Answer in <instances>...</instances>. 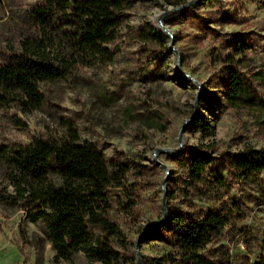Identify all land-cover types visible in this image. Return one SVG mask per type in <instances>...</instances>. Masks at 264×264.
Listing matches in <instances>:
<instances>
[{"label":"rangeland","instance_id":"374dc122","mask_svg":"<svg viewBox=\"0 0 264 264\" xmlns=\"http://www.w3.org/2000/svg\"><path fill=\"white\" fill-rule=\"evenodd\" d=\"M181 1L131 0L122 10L118 38L105 45L109 61L76 63L66 78L43 83L45 101L35 110L18 103L0 107V147L77 135L108 157L129 161L128 185L138 182L143 188L134 194L128 186L114 188L108 196L110 220L120 231L109 236L120 254L118 264H139V257L140 264H148L146 256L174 252L150 229L163 216L164 196L167 210L190 209L183 182L187 172L175 157L178 152L157 149L179 147L180 131L196 107V114L209 120L213 136L190 121L181 150L213 139L215 154L264 150V106L231 104L225 74L226 67L237 66L254 77L264 98V0ZM45 3L0 0V63L33 32L28 16ZM159 32L164 36L159 38ZM223 167L225 188L209 183L192 194L198 209L239 206L207 251H227L233 264H253L264 235V174L243 179L230 164ZM0 182L8 183L1 169ZM42 237L43 255L37 246ZM86 262L81 251L56 259L52 242L39 225L26 220L23 207H0V264Z\"/></svg>","mask_w":264,"mask_h":264},{"label":"trees","instance_id":"16d2710c","mask_svg":"<svg viewBox=\"0 0 264 264\" xmlns=\"http://www.w3.org/2000/svg\"><path fill=\"white\" fill-rule=\"evenodd\" d=\"M130 3L131 0H46L35 7L28 16L33 32L20 40L18 51L0 63V107L18 103L35 110L45 101L43 83L66 78L76 63L90 66L109 61L105 45L118 38L122 10ZM225 74L231 104L264 106L254 77L231 65ZM191 125L205 136H213L211 124L202 114L197 113ZM215 152L213 139L184 146L175 155L187 172L183 182L191 190L185 192L190 209L171 206L166 218L150 229L154 236L167 240L174 252L146 256L148 264H233L227 251L208 252L207 246L231 224L234 208L239 206L233 203L230 210L198 209L192 194L199 185L209 183L225 188L227 181L221 170L229 164L243 179L261 178L264 150ZM0 169L8 182H0V207H23L26 220L39 225L52 242L56 259H67L81 251L86 264H118L120 254L109 241V236L120 232L110 220L109 192L129 188L134 194L143 188L138 182L128 185V160L108 157L99 147L75 135L59 142L1 146ZM129 199L130 204L135 203L134 198ZM44 239L39 238L37 243L41 255ZM253 264H264V235Z\"/></svg>","mask_w":264,"mask_h":264},{"label":"water","instance_id":"95a60500","mask_svg":"<svg viewBox=\"0 0 264 264\" xmlns=\"http://www.w3.org/2000/svg\"><path fill=\"white\" fill-rule=\"evenodd\" d=\"M197 102V100H196ZM197 112V107L195 108L194 112L192 113L191 117L189 118V120L183 125L181 131H180V135H179V147L178 148H158L157 151H162V152H179L182 149V140H183V134L186 131L187 125L189 124L190 121H192L193 117L196 115ZM164 202V207H163V217L158 219L157 221L153 222L151 225H156L159 224L163 219L166 218L167 216V208L165 205V196L163 199ZM137 252L140 253V249L139 247H137ZM140 257H139V264H140Z\"/></svg>","mask_w":264,"mask_h":264}]
</instances>
